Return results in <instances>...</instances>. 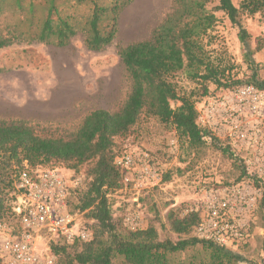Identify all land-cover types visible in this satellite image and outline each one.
Segmentation results:
<instances>
[{"label": "trees", "instance_id": "1", "mask_svg": "<svg viewBox=\"0 0 264 264\" xmlns=\"http://www.w3.org/2000/svg\"><path fill=\"white\" fill-rule=\"evenodd\" d=\"M0 0V10L2 9ZM134 0H11L23 19L11 35L0 31V49L16 40L66 46L81 32L91 51H101L115 39L121 12ZM173 0L172 10L152 30L149 38L130 43L118 51L130 79V92L117 111L96 109L69 137L41 136L24 120L0 119V222L13 218L15 181L26 164L31 167L61 165L78 170L87 165L90 181L75 209L94 221L88 242H50L57 264H235L243 257L217 243L193 234L200 215L192 211L179 217L169 215L173 231L186 237L159 240L157 230L121 231L112 214L109 193L124 184V171L116 163V139L126 137L143 118H154L173 127L190 146H201L207 131L197 123L193 94L179 95L175 76L183 71L200 86L201 98L209 95V83L218 89L255 84L264 90V80L243 82L227 75V67L216 62L205 37L216 24V10L223 11L239 28V38L248 42L243 14L264 18V0ZM41 7V18L38 16ZM180 105L173 107L172 100ZM230 147L233 165L246 173ZM264 198V197H263ZM264 202V199H263ZM190 250L192 253L189 254ZM186 254L185 257H182Z\"/></svg>", "mask_w": 264, "mask_h": 264}, {"label": "rangeland", "instance_id": "2", "mask_svg": "<svg viewBox=\"0 0 264 264\" xmlns=\"http://www.w3.org/2000/svg\"><path fill=\"white\" fill-rule=\"evenodd\" d=\"M10 1H2L0 10V31L6 36L23 19ZM217 4L218 0H211L208 7ZM172 5L173 0H134L120 14L115 39L101 51L89 50L81 32L66 46L16 40L0 49V119L24 120L41 136L67 138L93 110H119L130 92V79L119 49L149 38L171 12ZM215 14L218 20L205 37L212 59L225 65L232 79L264 80V18L260 14H243L249 40L242 42L239 28L227 15L219 10ZM38 16H42L41 7ZM174 83L179 95L193 94L197 107L202 99L195 93L198 81L181 71ZM208 87L211 92L220 90L212 83ZM171 104L175 108L180 101L175 99ZM204 140L201 146H190L173 127L154 118H143L126 137L116 139V161L125 155H132L135 161L124 171L131 180H124L121 188L109 193L119 230L152 226L159 240L184 239L186 235L172 230L169 215L182 217L197 207L201 211L211 194L219 195L223 187L239 181L240 171L234 167L229 151L222 149L228 146L233 151L229 142L218 134L207 135ZM26 167L61 170L72 185L69 208L80 214L82 224L94 230V221L75 209L88 189L87 165L78 170L61 165ZM253 184L260 194L254 208L241 216L249 237L232 250L243 257L235 264H264V183ZM5 222L15 223L12 218ZM49 246L41 242L39 248Z\"/></svg>", "mask_w": 264, "mask_h": 264}, {"label": "built area", "instance_id": "3", "mask_svg": "<svg viewBox=\"0 0 264 264\" xmlns=\"http://www.w3.org/2000/svg\"><path fill=\"white\" fill-rule=\"evenodd\" d=\"M197 111V123L207 131L204 139L218 134L228 141L246 174L219 195L211 194L201 211L191 209L200 215L193 234L237 250L249 237L241 216L254 208L260 194L253 183H264V90L255 84L222 88L200 99ZM134 162L132 155L116 161L123 171ZM124 180H131L127 173ZM71 188L58 168L24 167L11 202L15 223L0 222V264H57L51 247L42 250L41 242L72 244L93 238L80 214L69 208Z\"/></svg>", "mask_w": 264, "mask_h": 264}]
</instances>
